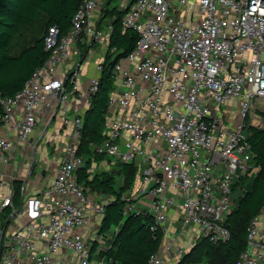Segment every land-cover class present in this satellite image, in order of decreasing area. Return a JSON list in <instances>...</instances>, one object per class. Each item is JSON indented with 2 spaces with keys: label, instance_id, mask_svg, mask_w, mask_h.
<instances>
[{
  "label": "built area",
  "instance_id": "1",
  "mask_svg": "<svg viewBox=\"0 0 264 264\" xmlns=\"http://www.w3.org/2000/svg\"><path fill=\"white\" fill-rule=\"evenodd\" d=\"M105 1L85 0L67 37L50 28L47 63L14 98L0 101V264H105L100 254L118 233L104 244L100 227L111 200L91 196L79 183L86 165L79 153L84 120L65 106L81 93L90 108L103 62L84 93L80 69L60 74L72 44L100 43L107 50L111 27L106 32L94 21ZM121 8L127 11L124 29L135 31L139 41L115 65L107 138L94 153L137 167L138 193L150 202L151 231L165 234L149 264H178L187 254L179 239L191 228L213 245L231 239L225 222L244 192L234 188L259 170L248 127L264 126V0H124ZM57 106L63 125L71 128L62 163L40 195L26 200L24 186L16 208L10 167L30 145L39 112L55 113ZM96 164L103 168V162ZM135 208L126 213H142ZM176 212L179 232L170 237ZM237 264H264V210L251 221Z\"/></svg>",
  "mask_w": 264,
  "mask_h": 264
},
{
  "label": "trees",
  "instance_id": "2",
  "mask_svg": "<svg viewBox=\"0 0 264 264\" xmlns=\"http://www.w3.org/2000/svg\"><path fill=\"white\" fill-rule=\"evenodd\" d=\"M85 0H0V101L14 98L20 93L34 74L50 58L45 50V37L50 28L58 27L61 37H67L72 22ZM114 0H107L101 13L105 16L98 24L109 20L111 27L106 56L99 74L98 90L91 96V106L83 115L79 153L86 159V165L78 173L79 183L87 190L111 198L101 223V234L118 231L111 247L100 254L105 264H149L151 256L162 248L163 230L151 231L153 217L148 212L126 213L138 203L124 199L132 193L138 178L135 165L119 163L115 170L91 172L93 162L106 158L97 156L94 147L107 138L109 102L115 90V65L127 58L135 49L139 35L124 29L123 18L126 9L113 6ZM80 62L87 59L89 45L79 41ZM115 51V52H114ZM72 90L71 79L66 82ZM249 141L253 148L254 165L259 168L252 176L241 178L234 191L241 187L244 192L237 197L236 207L225 222L231 239L224 244L213 245L203 239L179 264H237L247 248L250 223L264 210V126L248 127ZM118 168V170H117ZM117 173L121 174L122 185L118 186ZM14 205L19 208L23 202V183L14 181ZM10 210H6L9 216ZM5 216V217H6ZM95 250V249H93Z\"/></svg>",
  "mask_w": 264,
  "mask_h": 264
},
{
  "label": "crops",
  "instance_id": "3",
  "mask_svg": "<svg viewBox=\"0 0 264 264\" xmlns=\"http://www.w3.org/2000/svg\"><path fill=\"white\" fill-rule=\"evenodd\" d=\"M124 0H122L119 5L122 7ZM105 16L101 13V11L97 12L94 16V21L96 26L101 22V19H104ZM110 25L109 20H105L101 24V29L109 32L108 27ZM94 43V42H92ZM91 45V44H90ZM72 54L69 60L66 61L63 68L60 70V74L66 75L70 73L73 69L78 68L80 62V48L78 43L72 44ZM92 50H98L99 54H94L96 57V65L103 62L106 56V48L100 43H94V46L89 49V53ZM87 56V58H88ZM86 62V61H85ZM84 62V63H85ZM84 63H82L80 67V71H82ZM96 66V68H97ZM92 67V68H91ZM84 73L82 71V78L80 80L81 91L84 93L88 89L89 81L96 77L97 71L96 68L93 70V64L91 65ZM68 112L70 114H81L85 115L88 111L86 98H84L81 93L76 94L75 96L69 97V100L65 104ZM63 114L60 110L59 106H57L55 113L42 111L38 114V127L32 138L30 145L22 148L15 157L14 162L12 163L9 174L7 176L8 180L19 181L23 183V187L26 186V194L25 199L31 198L33 196L40 195L43 190H48L52 180L58 172L59 166L62 163L64 157V146L67 145L69 141V136L71 133V128L65 127L62 123ZM66 147V146H65ZM65 149V148H64ZM53 154L56 157H60V165L54 168L52 165ZM111 160H103V168L96 164L100 162H93V167L91 169L92 173H97L99 171H110L115 170L118 164H113L110 162ZM51 167V169H50ZM138 180V179H137ZM140 185V181H138L135 188H138ZM91 196H96L95 193L88 190ZM107 197V196H106ZM111 200V198L107 197ZM146 198H142L140 204L150 206V202H145ZM237 200V199H236ZM149 208V207H148ZM147 208V209H148ZM171 221L169 222V233L170 237H174L178 235L179 232V220L181 216L179 213L171 214ZM18 226L16 223L12 228L15 229ZM10 227V226H9ZM112 231L106 232L105 239L107 244L109 237L111 236ZM203 239L200 237L199 231L197 229L191 228L187 230L185 236L179 239L181 245H183L187 249V254L190 253ZM183 259V258H182ZM181 262V261H180ZM179 262V263H180ZM178 263V264H179ZM172 264V263H171Z\"/></svg>",
  "mask_w": 264,
  "mask_h": 264
},
{
  "label": "rangeland",
  "instance_id": "4",
  "mask_svg": "<svg viewBox=\"0 0 264 264\" xmlns=\"http://www.w3.org/2000/svg\"><path fill=\"white\" fill-rule=\"evenodd\" d=\"M107 1V0H106ZM106 1H105V3H106ZM121 2H122V0H114V3H113V6H119L120 4H121ZM99 54L98 53V50H92L90 53H89V56H88V58L86 59V62L84 63V66H83V69H82V71H84V73H86V71H87V69L89 68V67H91V65L93 64V70H94V68H96V57H94V54ZM92 68V67H91ZM81 71V72H82ZM254 110H255V108H253V111L252 112H254ZM252 116H253V114H252ZM65 146H66V144H65ZM65 146H64V148H65ZM64 148H63V150H64ZM53 156H54V154H53ZM53 160H54V162H52V165L51 166H53L54 168H56V167H58L60 164V157L58 156V157H56V155L53 157ZM50 169H51V167H50ZM117 170H118V168H117ZM118 171H116V178H117V180H118V186H121L122 185V177H121V174H119V173H117ZM138 182V181H137ZM142 198L143 197H141L140 195H139V193H138V188H135V189H133L132 190V193L131 194H129L128 196H127V199H131V200H137L138 201V203L135 205L136 206V212H148L146 209H145V207H146V205H144V204H140L141 202V200H142ZM145 202H149V200H146ZM1 219V221L2 220H4V216L2 217V218H0ZM12 232H13V228L10 226L9 228H8V230H7V236L9 237L11 234H12ZM106 240L104 241V244H106Z\"/></svg>",
  "mask_w": 264,
  "mask_h": 264
},
{
  "label": "water",
  "instance_id": "5",
  "mask_svg": "<svg viewBox=\"0 0 264 264\" xmlns=\"http://www.w3.org/2000/svg\"><path fill=\"white\" fill-rule=\"evenodd\" d=\"M81 65H82V63L79 64V66L77 68L78 70L80 69ZM71 77H72V74L68 77V79H70Z\"/></svg>",
  "mask_w": 264,
  "mask_h": 264
}]
</instances>
